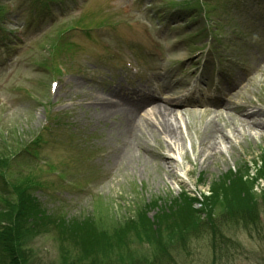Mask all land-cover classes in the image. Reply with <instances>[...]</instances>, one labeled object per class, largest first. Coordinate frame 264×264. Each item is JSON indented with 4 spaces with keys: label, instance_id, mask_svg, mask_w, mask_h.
Listing matches in <instances>:
<instances>
[{
    "label": "rangeland",
    "instance_id": "374dc122",
    "mask_svg": "<svg viewBox=\"0 0 264 264\" xmlns=\"http://www.w3.org/2000/svg\"><path fill=\"white\" fill-rule=\"evenodd\" d=\"M26 1L0 0L8 11L7 19H0L6 28L5 43L0 41V213L10 208L7 201H17L6 178L22 190L23 208L35 198L44 217L51 216L47 220L58 227H25L29 230L19 247L3 235L10 216L0 218V264H264V135L225 126L231 143L219 142L222 160L201 166L212 151L199 143L200 135L214 115L194 109L179 114L183 146L172 142L175 150H165L175 176L149 156L117 168L106 156L121 141L119 121L99 117L101 107L89 99L92 92L104 94L102 101L117 105L130 89L144 97L167 86L168 94L156 96L155 103H165L179 88L189 90L193 99H219L216 88L228 83L224 72L264 41V0H198V7L187 4L197 0H80L39 28L29 22ZM51 7L52 0L36 3L41 10ZM114 15L123 25L108 27L105 37L100 30L91 37L70 31L83 66L77 56L64 64L53 60L62 74L42 65L53 59L49 53L61 27L86 16L97 23ZM25 23L31 26L26 32ZM107 38L122 49L110 65L99 57ZM233 93L234 104L254 102L249 113L264 111V62ZM151 106L146 104V111ZM49 126L54 133H41L47 143L38 147L35 136ZM158 144L165 148V137L149 141L154 149ZM34 148L40 159L33 157ZM46 160L61 180L41 163ZM18 209L13 213L22 218Z\"/></svg>",
    "mask_w": 264,
    "mask_h": 264
},
{
    "label": "bare ground",
    "instance_id": "6f19581e",
    "mask_svg": "<svg viewBox=\"0 0 264 264\" xmlns=\"http://www.w3.org/2000/svg\"><path fill=\"white\" fill-rule=\"evenodd\" d=\"M256 48L259 52H256L255 55L250 54L246 63L234 65L232 70L227 73L228 84L227 86H222L224 87L223 89L227 87L228 93L225 94V98L229 99L227 103L213 97L180 101V97L178 96H185L181 94L182 89L175 90L176 97L167 96L164 101L165 103H158V101L155 103L157 100L156 96L162 95L160 92L143 97L137 95L138 89L136 88L129 90L128 96L117 99L115 101L117 105L110 104L106 100L102 101L104 94L95 95L94 93L90 95L89 99L96 101L92 105L101 107L99 117L107 119L116 118L120 124V127L116 130H119L118 138L121 141L115 146H111L112 149L106 156L108 160L111 159L112 166L119 168L127 164L137 165L136 156H139V158L145 156L156 157L164 164V167L167 166L165 169L167 175L170 177L175 176L174 161L166 155L165 150L174 151V145H178L180 148L184 144V134L180 129L181 125L178 126V123L180 124L181 122L179 114L183 115L200 111L202 114L205 113V115H214L200 135L199 143L202 146L210 147L212 151L204 157L203 161L201 158V166L207 164L210 159H213V162L218 159L222 160L224 151L220 148L219 142H223L229 138L225 132V126H231L233 130H236L238 127H247L251 131L257 130L263 136L264 111L256 109L249 113L247 108L254 105V102L249 100L239 104H234L230 101L235 95L233 93L235 88L240 87L241 82L249 78L264 62V46L256 45ZM168 88L167 86L163 91L165 94H168L166 91ZM146 104H152L150 112L146 111ZM199 108H204V112L202 110H194ZM144 110L145 114H142ZM148 113L151 115H147ZM217 117H223L221 120L225 122L224 126L219 123L220 121L217 120ZM162 137H165L166 149L162 144H158V148L156 149L149 145L150 140L156 143ZM228 140L231 143V140ZM172 142H174V145Z\"/></svg>",
    "mask_w": 264,
    "mask_h": 264
},
{
    "label": "trees",
    "instance_id": "16d2710c",
    "mask_svg": "<svg viewBox=\"0 0 264 264\" xmlns=\"http://www.w3.org/2000/svg\"><path fill=\"white\" fill-rule=\"evenodd\" d=\"M8 155H10V154L8 153ZM3 166L4 167L6 166V161L4 162ZM29 185L31 186L30 183H29ZM31 187H33V185ZM12 190H13L12 194L16 195V197H17V201H15L17 204L14 203V202L12 204L9 201H7V202L5 201L6 202V206L10 207V208L6 209V211H3L2 213H0V218H2V219L4 218V216L5 217L6 216H10L9 219H7V221H10V224L8 225L9 227L8 226H3L2 227L3 235H6V236L10 237L8 243H10V244L14 243L15 244V243L19 242L18 246L20 247V245H21V241H20L21 237L24 235V233H27V231L29 230V229H26L25 227H27V228H33L34 227V228H38L39 230L46 229L45 231H48V230L50 231L51 230L49 226L58 227V224H56L55 220L49 221V220L52 219L51 216H48L47 218L44 217L45 212L42 210V207H40L39 202H37V200L35 198L33 200L31 199L33 201V205L30 204L29 207H28V205H24V208H23V204H22V201H21V198H20L21 197V192L20 191H22V190H20V187H18L16 183H13ZM18 207H19V209H18ZM15 208L20 211V214H18V215L22 216V218H18L19 216L15 215L13 213V210ZM30 211H31V213L29 214ZM14 215H15V218H14V225H13V224H11V223H13V222H11V220H13V219H11V217L14 216ZM23 217H26V218H23ZM39 217L43 218V220H41L40 224H37V223H34V222L31 223L32 219H38ZM47 219H49V220H47ZM247 219L248 218H244L243 221H244V226L248 230V228L251 227V226L249 224L250 222L249 223L247 222ZM25 221H27V222H25ZM28 221H30V222H28ZM45 221L47 222L46 224H45ZM253 223H254V221L251 222V224H253ZM10 250H12V249H10ZM23 257L24 256H22V258ZM92 264H95V263L93 262Z\"/></svg>",
    "mask_w": 264,
    "mask_h": 264
}]
</instances>
